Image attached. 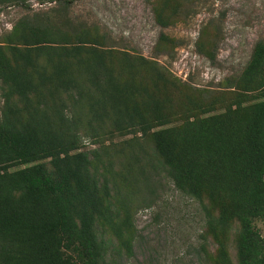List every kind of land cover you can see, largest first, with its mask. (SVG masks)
Wrapping results in <instances>:
<instances>
[{"label": "trees", "instance_id": "obj_1", "mask_svg": "<svg viewBox=\"0 0 264 264\" xmlns=\"http://www.w3.org/2000/svg\"><path fill=\"white\" fill-rule=\"evenodd\" d=\"M152 2L160 29L177 22L181 0ZM56 20L25 14L0 35V264H106L104 233L129 254L130 217L145 206L136 197L156 166L178 193L216 209L207 215L215 237L238 225L237 264H264L253 226L264 220V39L236 78L209 92L106 48L94 28ZM218 41L209 21L195 52L212 62ZM165 45L160 33L154 49Z\"/></svg>", "mask_w": 264, "mask_h": 264}, {"label": "rangeland", "instance_id": "obj_2", "mask_svg": "<svg viewBox=\"0 0 264 264\" xmlns=\"http://www.w3.org/2000/svg\"><path fill=\"white\" fill-rule=\"evenodd\" d=\"M62 1L39 4L27 0V9L13 4L0 6V35L7 33L22 15L47 13L64 29L80 25L94 28L98 35H105L106 48L154 60L180 83L209 92L221 91L224 81L236 78L253 45L264 39V0H181L177 22L165 29L154 23L152 0ZM209 21L219 38L212 62L194 49L198 31ZM160 33L173 42L171 48L165 45L154 49ZM129 138L113 142L122 147L121 141ZM86 142L82 141L84 149L95 148ZM139 143L147 158L153 159L150 145ZM116 150L110 147L109 153L113 155ZM117 163L113 159V172L118 170ZM158 167L149 173L146 189L136 197V201L145 200V206L132 211L129 254L117 247L113 235L104 233L103 239L109 241L105 263L237 264L238 225L231 224L215 237L207 224V215L216 216V209L207 203L205 196L199 203L178 193ZM253 226L264 239V220L254 221ZM219 244L226 260L220 256Z\"/></svg>", "mask_w": 264, "mask_h": 264}]
</instances>
